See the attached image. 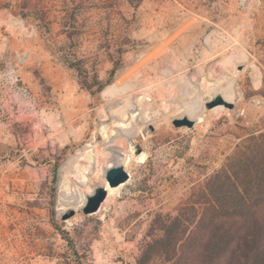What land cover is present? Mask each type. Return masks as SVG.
Returning a JSON list of instances; mask_svg holds the SVG:
<instances>
[{"label": "rangeland", "instance_id": "1", "mask_svg": "<svg viewBox=\"0 0 264 264\" xmlns=\"http://www.w3.org/2000/svg\"><path fill=\"white\" fill-rule=\"evenodd\" d=\"M262 132L264 0H0V264H135Z\"/></svg>", "mask_w": 264, "mask_h": 264}, {"label": "trees", "instance_id": "2", "mask_svg": "<svg viewBox=\"0 0 264 264\" xmlns=\"http://www.w3.org/2000/svg\"><path fill=\"white\" fill-rule=\"evenodd\" d=\"M201 191L198 205L154 216L135 264H264V132L238 145ZM191 210L198 219L188 231Z\"/></svg>", "mask_w": 264, "mask_h": 264}, {"label": "water", "instance_id": "3", "mask_svg": "<svg viewBox=\"0 0 264 264\" xmlns=\"http://www.w3.org/2000/svg\"><path fill=\"white\" fill-rule=\"evenodd\" d=\"M222 104L228 107H232L233 105L232 102L226 100L222 95H216L214 96L213 100L207 104V107L212 108ZM194 123L195 121L188 117L180 118L175 121V124L177 126L187 125L189 127H192ZM105 178L107 180L108 186H99L93 193L88 196L86 204L83 208V212L85 214H92L97 212L109 195L108 187H119L129 180L130 173L123 165L115 163L114 165L107 168Z\"/></svg>", "mask_w": 264, "mask_h": 264}, {"label": "bare ground", "instance_id": "4", "mask_svg": "<svg viewBox=\"0 0 264 264\" xmlns=\"http://www.w3.org/2000/svg\"><path fill=\"white\" fill-rule=\"evenodd\" d=\"M154 100V99H153ZM217 109H221V108H223V106H218V107H216ZM128 111V110H127ZM112 156L113 157H115L116 156V152L114 151V152H112ZM115 159V158H114ZM116 160V159H115ZM116 162V161H115ZM106 186H108V183L106 182V184H105ZM119 187H116V188H112V187H108V190H109V195L108 196H110V195H112V194H114L116 191H117V189H118Z\"/></svg>", "mask_w": 264, "mask_h": 264}]
</instances>
